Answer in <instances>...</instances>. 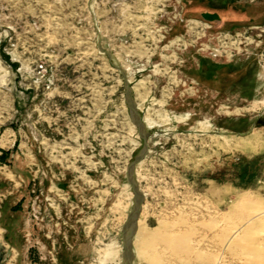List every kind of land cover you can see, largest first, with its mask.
Wrapping results in <instances>:
<instances>
[{"label": "rangeland", "instance_id": "374dc122", "mask_svg": "<svg viewBox=\"0 0 264 264\" xmlns=\"http://www.w3.org/2000/svg\"><path fill=\"white\" fill-rule=\"evenodd\" d=\"M197 8L254 14L264 0H0V264H122L142 141L100 48L141 117L188 116L149 130L143 197L198 195L231 230L220 238L251 244L235 256L264 264V17L213 31L185 15Z\"/></svg>", "mask_w": 264, "mask_h": 264}, {"label": "crops", "instance_id": "0c3cea01", "mask_svg": "<svg viewBox=\"0 0 264 264\" xmlns=\"http://www.w3.org/2000/svg\"><path fill=\"white\" fill-rule=\"evenodd\" d=\"M111 2L117 3L118 0ZM130 8L134 9V6L131 5ZM107 14V20H110L109 34L115 39L119 34L117 14L115 15L113 7ZM129 15L127 14L128 17ZM96 21L100 34L98 39L101 42L104 37L101 28L103 23L97 17ZM123 25L126 26L124 23ZM176 201L172 203L171 199H166V203H161L158 209H154L155 205L144 197L137 220V226L141 220L142 230L139 232L136 226L132 238L134 264H144L145 260H150L153 264H245L243 258L235 255L238 249L249 248L251 244L233 241L230 235L220 238L221 234L231 230L223 224H217L215 210L200 208L198 195L194 193H188ZM217 237L221 240L217 241Z\"/></svg>", "mask_w": 264, "mask_h": 264}, {"label": "water", "instance_id": "95a60500", "mask_svg": "<svg viewBox=\"0 0 264 264\" xmlns=\"http://www.w3.org/2000/svg\"><path fill=\"white\" fill-rule=\"evenodd\" d=\"M102 54H105L107 58L112 62L111 65L116 69L123 77L125 84V103L129 109L130 120L135 127L139 138L142 141V148L134 159L128 164L125 171V179L130 187L131 194L133 196L131 210L121 228V250H122V264H134V254L132 249V238L136 231L137 220L140 215L142 204L144 201L143 194L140 192L135 179V167L143 161L148 153V139L150 136L149 130L145 128L142 123L141 116L138 113L135 105L131 87L128 86L125 73L122 68L115 62L113 57L100 48Z\"/></svg>", "mask_w": 264, "mask_h": 264}, {"label": "flooded vegetation", "instance_id": "af4514ba", "mask_svg": "<svg viewBox=\"0 0 264 264\" xmlns=\"http://www.w3.org/2000/svg\"><path fill=\"white\" fill-rule=\"evenodd\" d=\"M239 13V14H238ZM185 15L190 18L198 19L207 22L210 25L211 30L217 31L222 29H233L240 27L241 25L256 26L262 23L264 12H256L254 14H246L244 12H232V11H217L215 8L209 11H201L199 8L195 9V12L186 13Z\"/></svg>", "mask_w": 264, "mask_h": 264}, {"label": "bare ground", "instance_id": "6f19581e", "mask_svg": "<svg viewBox=\"0 0 264 264\" xmlns=\"http://www.w3.org/2000/svg\"><path fill=\"white\" fill-rule=\"evenodd\" d=\"M188 25L190 26H197V23L196 22H194V21H189L188 22ZM199 25V24H198ZM178 42H179V38L178 37H175L173 40H171L170 41V43H169V46L168 47H171V46H173V45H178ZM102 51H103V49H102ZM104 52H106V51H104ZM107 53V52H106ZM120 66V65H119ZM120 68H122L121 66H120ZM123 69V68H122ZM123 71H124V73L126 72L124 69H123ZM125 76H126V73H125ZM126 80H127V77H126ZM127 82H128V84L130 83L128 80H127ZM131 90H132V88H131ZM152 102V101H151ZM136 103V102H135ZM160 104H162L161 102H159ZM137 107V106H136ZM138 109V108H137ZM160 117V116H159ZM187 115H185V116H183V117H177V116H175V115H169V114H166V115H164V116H162V117H160V118H158L159 119V121H154L149 115H147V114H145V116H142L141 117V119H142V123H143V125L145 126V128L147 129V130H152L153 128H155V127H158L159 126V124L160 123H163V124H168L169 122H171V121H175V122H182V121H184V120H186L187 119ZM183 123V122H182ZM196 128L198 127V129H203V130H205V131H207L206 129L208 128V126L207 125H205V123H197L196 124V126H195ZM199 131V130H198ZM208 132V131H207ZM226 132L225 131H222V132H214V135L215 134H218L217 135V137L216 138H218V140L219 141H223V142H225V143H228L229 142V139H226V137H228V138H231L230 136H225V135H222V134H225ZM154 136V135H153ZM225 137V138H224ZM136 168V167H135ZM140 222V221H139ZM139 222H138V229H139V232H140V230H142V226H140L141 224H139ZM140 226V227H139ZM139 232H138V234H139ZM135 243V242H134ZM134 245V244H133ZM146 248V247H145ZM144 248V249H145ZM146 250V249H145ZM138 251V250H137ZM144 251V250H143ZM146 252V251H145ZM147 253V252H146ZM138 255V254H137ZM147 256H148V253L146 254Z\"/></svg>", "mask_w": 264, "mask_h": 264}]
</instances>
